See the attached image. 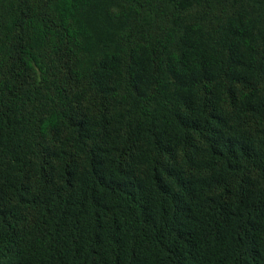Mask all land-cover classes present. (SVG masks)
Segmentation results:
<instances>
[{
  "label": "trees",
  "instance_id": "obj_1",
  "mask_svg": "<svg viewBox=\"0 0 264 264\" xmlns=\"http://www.w3.org/2000/svg\"><path fill=\"white\" fill-rule=\"evenodd\" d=\"M0 264H264V0H0Z\"/></svg>",
  "mask_w": 264,
  "mask_h": 264
}]
</instances>
